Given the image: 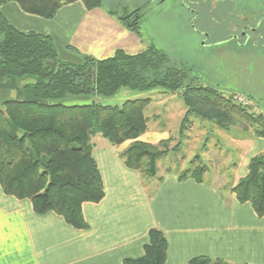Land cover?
<instances>
[{
  "label": "trees",
  "instance_id": "obj_1",
  "mask_svg": "<svg viewBox=\"0 0 264 264\" xmlns=\"http://www.w3.org/2000/svg\"><path fill=\"white\" fill-rule=\"evenodd\" d=\"M9 1L45 19L54 18L60 8L76 1H82L88 10L103 6L102 0H0V7ZM110 13L143 38L141 7L124 14ZM25 78L34 81L16 88V81ZM188 78L187 69L173 65L168 54L154 44L136 54L118 49L104 59L85 55L80 63L62 61L49 35L17 29L0 9V87L17 89V97L0 104V185L4 193L30 199L39 215L55 212L71 226L86 228L83 204L100 202L105 196L93 155L92 138L96 134L113 145L130 141L120 154L126 166L144 178L157 175L168 142L139 139L148 130L150 98L129 99L121 105H66L64 100L69 96L110 97L121 89L181 92L187 107L181 133L195 115L225 129L240 121L244 126L256 125L257 135L264 137L262 115L256 116L247 106L211 87L187 84ZM195 161L178 172L180 181H204L207 167ZM248 167V173L231 191L240 203L249 202L259 216H264V153L254 156ZM148 238L144 254L126 258L123 264H166L164 232L151 228ZM189 264L233 263L200 256Z\"/></svg>",
  "mask_w": 264,
  "mask_h": 264
},
{
  "label": "crops",
  "instance_id": "obj_2",
  "mask_svg": "<svg viewBox=\"0 0 264 264\" xmlns=\"http://www.w3.org/2000/svg\"><path fill=\"white\" fill-rule=\"evenodd\" d=\"M0 9L17 29L49 35L62 61L80 63L85 55L104 59L118 49L136 54L147 48L145 39L103 6L88 10L76 1L52 19L28 14L13 1ZM92 144L105 196L83 204L84 229L55 212L37 214L30 199L7 195L0 185V264H123L144 254L154 227L167 239L166 264H189L200 256L264 264V216L225 192L218 177L180 181L179 171L166 169L144 178L120 155L127 142L113 145L96 134Z\"/></svg>",
  "mask_w": 264,
  "mask_h": 264
},
{
  "label": "rangeland",
  "instance_id": "obj_3",
  "mask_svg": "<svg viewBox=\"0 0 264 264\" xmlns=\"http://www.w3.org/2000/svg\"><path fill=\"white\" fill-rule=\"evenodd\" d=\"M102 2L103 7L116 14L141 7L144 18L140 32L147 47L154 44L168 54L173 65L186 68L187 84L211 87L264 118V0ZM33 81L32 78L17 80L15 87ZM15 87H0L3 89L0 104L17 97ZM138 98L151 99L146 109L148 130L144 140L139 139L155 144L168 142L155 177L166 169L183 171L196 160L195 163L207 167L204 179L218 177L227 192L248 173L250 160L264 153V137L257 135L256 125L244 126L241 121L225 129L194 115L181 133L187 111L181 92L160 88L146 92L121 89L110 97L69 96L64 103L121 105Z\"/></svg>",
  "mask_w": 264,
  "mask_h": 264
}]
</instances>
